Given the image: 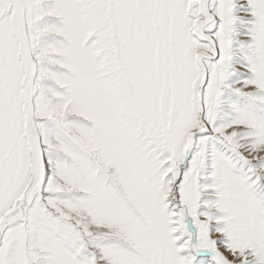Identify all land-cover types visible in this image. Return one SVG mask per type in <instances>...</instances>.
<instances>
[{"label": "snow or ice", "instance_id": "obj_1", "mask_svg": "<svg viewBox=\"0 0 264 264\" xmlns=\"http://www.w3.org/2000/svg\"><path fill=\"white\" fill-rule=\"evenodd\" d=\"M0 264H264V0H0Z\"/></svg>", "mask_w": 264, "mask_h": 264}]
</instances>
